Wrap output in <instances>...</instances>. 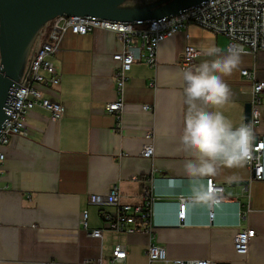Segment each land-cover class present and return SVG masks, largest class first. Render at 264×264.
<instances>
[{
  "label": "crops",
  "instance_id": "1",
  "mask_svg": "<svg viewBox=\"0 0 264 264\" xmlns=\"http://www.w3.org/2000/svg\"><path fill=\"white\" fill-rule=\"evenodd\" d=\"M137 3L130 5L141 4ZM187 35V38H186ZM228 40L196 26L179 32L158 45L153 67L137 62L126 72L119 121L102 109L119 98L113 78L111 56L122 51V42L111 32L96 29L86 35L67 33L53 58L59 77L56 91L44 89L46 98L63 107L62 117L51 121L48 111L35 107L27 114L26 138L14 136L4 149L0 177V264H111L116 244L126 247L122 264H149L146 249L153 243L166 253L165 261L150 264H264V180L252 181L246 164L219 168L211 178L240 201L213 206L191 198L192 179L184 164L192 157L180 144L186 105L179 59L185 46L202 54L195 64L210 61L211 46L226 51ZM247 69L251 78L241 75ZM231 90L222 111L235 127L245 125V105L251 101L254 81L264 83V50L242 55L241 62L224 78ZM153 82L154 86L149 87ZM261 121L254 128L256 140L264 142V92L260 95ZM151 108L150 113L142 110ZM152 134L154 155L141 157L145 134ZM264 166V150L262 152ZM232 180H248L233 186ZM202 178L205 183V179ZM123 205H142L149 190L152 233L119 234L103 231L101 240L90 236L100 227L98 211L89 205L91 195L105 196L113 186ZM246 187L247 192H243ZM189 198L184 220L178 224L179 198ZM88 213V230L79 225ZM252 229L246 256L233 250V239Z\"/></svg>",
  "mask_w": 264,
  "mask_h": 264
},
{
  "label": "built area",
  "instance_id": "2",
  "mask_svg": "<svg viewBox=\"0 0 264 264\" xmlns=\"http://www.w3.org/2000/svg\"><path fill=\"white\" fill-rule=\"evenodd\" d=\"M189 26H196L214 35L223 36L228 40L226 50L229 47L240 48L243 55H254L258 50H264V0H209L198 6L188 8L175 16L163 17L159 20L137 22L135 24L108 22L95 17H68L57 16L47 22L38 31L30 50L27 54L18 86L13 91L10 109L7 110L8 119L0 130V177L4 161V149L9 145L14 136L26 138L28 127L26 125L27 114L35 107L46 110L51 115V121H58L62 117L63 107L57 101L46 98L42 90L56 91L59 86V77L53 58L59 51L60 43L67 33L86 35L93 30L100 29L111 32L122 42V51L111 56L113 63V78L118 100L105 105L103 113L111 114L119 121L123 109L122 94L126 81V72L132 64L145 63L151 67L156 62V50L158 45L167 38L179 33H186ZM187 38V35H186ZM202 53L191 47L185 46L179 59L182 71L195 68V60ZM241 75L251 78L247 69L241 70ZM153 82L149 87H153ZM264 92V83L254 81L251 89L250 126L254 136V128L261 121L260 95ZM143 112L150 113L149 106L142 107ZM146 142L142 146L141 157L152 159L154 148L152 134H145ZM256 136H254V139ZM252 142L251 159L245 164L250 171L252 181L264 180V166L262 152L264 142L255 140ZM205 184H210L217 193L216 199L209 205L207 219L212 223L215 217L213 206L222 202L232 201L237 204L238 218H243L250 209L249 203L243 211L240 201L232 198L225 191V185L207 177ZM246 193V187L243 188ZM119 190L117 186L111 187L105 196L91 195L89 205L97 209L100 219V227L90 231V236L101 240L103 231H113L119 234H133L146 232L151 234L152 203L149 190L143 192L142 205L129 206L119 202ZM189 198H179L177 211L178 224L184 220L186 213L185 202ZM88 213L82 211L79 225L88 230ZM255 237V231L248 229L238 233L233 239V250L240 256H246L249 242ZM148 263L165 261V250L153 243L146 249ZM126 247L116 244L111 252V264H122L126 259ZM176 264H184L176 261ZM187 264H210L208 261H192Z\"/></svg>",
  "mask_w": 264,
  "mask_h": 264
},
{
  "label": "clouds",
  "instance_id": "3",
  "mask_svg": "<svg viewBox=\"0 0 264 264\" xmlns=\"http://www.w3.org/2000/svg\"><path fill=\"white\" fill-rule=\"evenodd\" d=\"M206 55L212 59L182 72L187 107L180 144L192 157L184 164L185 174L192 179L191 198L196 204L210 205L217 193L202 178L215 176L221 167H242L251 159L254 136L250 126L235 127L222 111L209 110L229 102L231 90L224 78L238 68L242 49L211 46Z\"/></svg>",
  "mask_w": 264,
  "mask_h": 264
},
{
  "label": "water",
  "instance_id": "4",
  "mask_svg": "<svg viewBox=\"0 0 264 264\" xmlns=\"http://www.w3.org/2000/svg\"><path fill=\"white\" fill-rule=\"evenodd\" d=\"M207 1L154 0L132 6L131 0H0V130L8 119L7 110L30 47L40 28L50 20L63 15L89 16L108 22L135 24L175 16ZM250 112L251 104L247 103L245 124L250 122ZM230 184L246 186L248 180Z\"/></svg>",
  "mask_w": 264,
  "mask_h": 264
},
{
  "label": "rangeland",
  "instance_id": "5",
  "mask_svg": "<svg viewBox=\"0 0 264 264\" xmlns=\"http://www.w3.org/2000/svg\"><path fill=\"white\" fill-rule=\"evenodd\" d=\"M139 1H140L141 4H147V3L152 2L154 0H139ZM137 2L138 1H136V0H131L130 3H137ZM130 3H128V4H130Z\"/></svg>",
  "mask_w": 264,
  "mask_h": 264
}]
</instances>
